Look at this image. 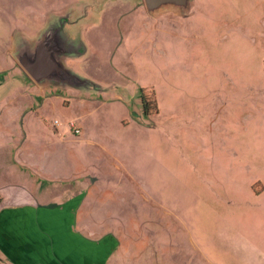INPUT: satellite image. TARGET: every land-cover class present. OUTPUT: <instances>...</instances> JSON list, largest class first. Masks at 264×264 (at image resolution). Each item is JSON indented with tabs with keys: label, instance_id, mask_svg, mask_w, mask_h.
<instances>
[{
	"label": "rangeland",
	"instance_id": "obj_1",
	"mask_svg": "<svg viewBox=\"0 0 264 264\" xmlns=\"http://www.w3.org/2000/svg\"><path fill=\"white\" fill-rule=\"evenodd\" d=\"M181 13L159 25L143 0H0V114L22 112L47 176L83 193L95 253L264 264V0ZM94 24L117 32V53L93 45ZM65 25L79 53L38 84L12 47Z\"/></svg>",
	"mask_w": 264,
	"mask_h": 264
},
{
	"label": "crops",
	"instance_id": "obj_2",
	"mask_svg": "<svg viewBox=\"0 0 264 264\" xmlns=\"http://www.w3.org/2000/svg\"><path fill=\"white\" fill-rule=\"evenodd\" d=\"M143 2L148 7L146 0ZM189 3L191 0H161L148 8L153 11L155 22L168 25ZM126 7L124 3L119 15H115L119 25ZM94 25L88 29L92 28L93 45L106 53H117V32L109 34L100 24ZM66 28L67 25L64 31L60 28L48 32L33 42L37 46L52 34L57 60L64 68H70L67 59L79 53V39ZM12 48L19 55L35 50L33 46ZM31 80L46 86L52 83L51 79ZM0 115V251L13 264H125L128 260L123 261V256L117 259L108 253V244L97 247L100 252L95 253L92 223L88 221L91 208L86 202L78 204L82 192L75 187L71 192H63L60 178L47 176L38 149H31L29 136L23 137L25 130L18 122L22 112Z\"/></svg>",
	"mask_w": 264,
	"mask_h": 264
},
{
	"label": "water",
	"instance_id": "obj_3",
	"mask_svg": "<svg viewBox=\"0 0 264 264\" xmlns=\"http://www.w3.org/2000/svg\"><path fill=\"white\" fill-rule=\"evenodd\" d=\"M161 0H146L148 7L154 3ZM52 34L46 40L39 43L34 52L30 54L19 55L21 56L22 64L25 71L36 81L42 79H51L52 82H57L60 80V75L63 70H67L61 66L60 62L57 60L54 49L52 46ZM33 54V58L30 55Z\"/></svg>",
	"mask_w": 264,
	"mask_h": 264
},
{
	"label": "built area",
	"instance_id": "obj_4",
	"mask_svg": "<svg viewBox=\"0 0 264 264\" xmlns=\"http://www.w3.org/2000/svg\"><path fill=\"white\" fill-rule=\"evenodd\" d=\"M71 126H73V127H74V126H75V124L72 122V123H71ZM74 131H75V133H77V134H79V133H80V129H79V128H75V129H74Z\"/></svg>",
	"mask_w": 264,
	"mask_h": 264
},
{
	"label": "trees",
	"instance_id": "obj_5",
	"mask_svg": "<svg viewBox=\"0 0 264 264\" xmlns=\"http://www.w3.org/2000/svg\"><path fill=\"white\" fill-rule=\"evenodd\" d=\"M148 101H146V99H145V112L147 113V112H149V110H148V108L146 107V103H147ZM155 109H156V106H155Z\"/></svg>",
	"mask_w": 264,
	"mask_h": 264
}]
</instances>
